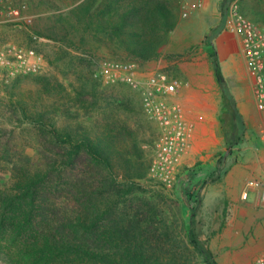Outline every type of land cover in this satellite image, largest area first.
Returning <instances> with one entry per match:
<instances>
[{
  "label": "trees",
  "instance_id": "trees-1",
  "mask_svg": "<svg viewBox=\"0 0 264 264\" xmlns=\"http://www.w3.org/2000/svg\"><path fill=\"white\" fill-rule=\"evenodd\" d=\"M172 1L77 0L57 17L62 26L67 21V29L55 25L48 36L65 40L76 32V49L86 53L89 77L75 88L78 106L106 99V88L92 78L103 58L86 47L85 38L106 46L115 60H155L179 21ZM231 1H221L222 16ZM212 37L205 36V46L220 91L225 152L211 172L202 174L198 190L220 180L232 163L224 166L225 154L231 155L246 131ZM28 81L44 84L40 95L53 98L55 86L47 88L50 78L40 73L19 75L2 89L16 95ZM62 106L34 104L31 110L18 101L19 114L34 127L43 152L33 168L25 164L29 156L19 153L10 131L0 128V264H218L210 248L216 222L204 231L198 192L186 215L162 189L144 187L151 157L146 158L131 130L115 123L98 132L80 123L57 125L58 116L68 120L78 115Z\"/></svg>",
  "mask_w": 264,
  "mask_h": 264
},
{
  "label": "rangeland",
  "instance_id": "rangeland-1",
  "mask_svg": "<svg viewBox=\"0 0 264 264\" xmlns=\"http://www.w3.org/2000/svg\"><path fill=\"white\" fill-rule=\"evenodd\" d=\"M22 1H25L28 5L30 14L33 16L32 22L28 25L0 26V43H20L42 52L45 58L49 59V62L47 60L46 66L40 72V75L50 78L51 82L47 88L51 89L55 86L53 98L47 95H40V90L43 89L44 84H36L33 81H28L21 85L16 95L5 92L0 88V128L10 131L13 136V143L20 154L29 156V159L25 160L27 167H35L39 163L43 152L34 127L21 118L19 114L18 101L20 100L29 106L31 110L34 109V104L48 108L55 102L57 105H64V107L62 106L63 108L66 107L67 109L70 107L71 113L75 111L78 113L74 119L67 118L68 120L58 116L57 125H61L64 121L71 123L73 126L80 123L87 127L88 130L96 132L100 131L106 123L124 126L132 131L144 150L146 158L149 159L152 155L153 141L158 135V128L155 121L145 114L141 97L137 90L119 78L99 79L95 77L94 73L98 69L97 66L94 69L92 78L100 83L101 87L106 88V99L100 100L95 106L86 108L85 106H78L73 100L75 88L80 87V84L89 77L87 64L83 60L86 53L76 49V47L80 46V35L76 32H69L65 40L50 38L48 35L53 33L55 25H57L58 30H63L64 27L67 29V21L62 26L57 21V17L69 10L77 0ZM241 1L232 0L228 7L235 5L240 12ZM261 1L264 2V0ZM172 2L178 5V20L183 26H179L180 28L173 29L169 33L166 44L167 46L168 44L170 45L165 47V50L161 49L160 55L165 61H161L155 71L164 72L173 81L180 80L184 82L187 77L196 71L198 63L202 61L210 63V59L205 55V52L208 53V48L205 46V39L204 37L201 38L202 32L199 30L194 33V40H192L193 42H191L190 46L184 47L187 43V34H190V32L186 33V24L190 17H182L181 0H173ZM43 12V15H38ZM62 34H60V37ZM88 40L86 37V47L94 48L98 56L103 59L114 58L106 46L94 45ZM117 60L128 61L125 59ZM218 62L220 61L218 60ZM136 65L137 70H139V63H136ZM209 65L210 69H212L211 63ZM223 66L228 77V79L225 78V81L232 93L234 92L233 89L240 90L247 87L250 75L247 72L246 63L242 56H239L238 61L228 70L227 65L223 64ZM244 66L246 69H244ZM125 104L128 107L124 106ZM223 152H225V149L218 151L216 159ZM227 164L228 159L227 154H225L224 166H227ZM197 171L201 172L198 173ZM206 171H208V167L198 161L191 165L182 166L180 169L178 168L179 174L177 173L176 183L170 189L163 187L148 172L147 180H143V183L147 189H162L169 194L172 199L178 201L186 215L190 213V207L194 204L193 194L198 192L201 197V206L197 213L203 220L204 231H207L211 221L213 206L210 204L206 205L204 202L205 189L198 190L203 179L202 174L205 177ZM224 213H227L226 208ZM255 260L253 264H256Z\"/></svg>",
  "mask_w": 264,
  "mask_h": 264
},
{
  "label": "crops",
  "instance_id": "crops-1",
  "mask_svg": "<svg viewBox=\"0 0 264 264\" xmlns=\"http://www.w3.org/2000/svg\"><path fill=\"white\" fill-rule=\"evenodd\" d=\"M221 1L181 0L183 9L185 6L200 3V6L186 17H190L186 24V33L190 34H187V43L184 47H189L193 42L196 30L202 32L201 38L204 39L206 35L213 34L212 45L220 61L223 77L228 79L223 64L227 65L228 70L238 61L239 56L243 57V54L241 39L230 25L229 7L226 15L222 16ZM28 12L30 13L29 9ZM240 12L264 31V2L242 0ZM40 14L43 15L44 12L38 15ZM179 26H183L180 21L174 30L180 28ZM168 46L165 44L162 49L165 50ZM205 55L208 56V53L205 52ZM161 61H165L162 56L157 60L139 64L137 76L142 78L155 71ZM198 64L196 71L184 82L178 80L180 83L178 92L167 100L181 105L184 118L191 125L190 145L179 169L199 161L208 167L209 173L216 163V153L225 149L218 119L220 91L210 69V63L202 61ZM233 91L232 94L246 125L245 135L228 156L227 159L232 163L220 180L207 184L202 189H205L204 202L213 206L210 223L214 221L216 223L210 248L215 253L218 264H253L258 256L264 254V202L260 199L257 189H249L246 198L242 197V193L249 180L257 179L264 184L261 113L255 107L251 77L248 78L246 88Z\"/></svg>",
  "mask_w": 264,
  "mask_h": 264
},
{
  "label": "built area",
  "instance_id": "built-area-1",
  "mask_svg": "<svg viewBox=\"0 0 264 264\" xmlns=\"http://www.w3.org/2000/svg\"><path fill=\"white\" fill-rule=\"evenodd\" d=\"M198 6L200 3L185 6L182 17H188ZM229 15L230 25L241 39L242 54L252 79V96L261 113V137L264 140V31L240 13L235 5L229 8ZM32 19L25 1L0 0V26L28 25ZM45 66V56L35 48L15 42L0 43V88L19 75L40 73ZM137 71L136 62L102 59L94 76L99 79L119 78L139 92L145 114L158 128L148 173L170 189L176 182L179 165L192 137L191 125L184 118L181 105L167 100L178 92L180 83L169 79L162 71H152L142 78L137 76ZM251 188L259 191L264 202L263 182L257 179L247 181L243 198ZM255 263L264 264V254L258 256Z\"/></svg>",
  "mask_w": 264,
  "mask_h": 264
}]
</instances>
